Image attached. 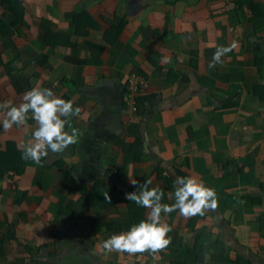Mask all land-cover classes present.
<instances>
[{
    "label": "crops",
    "instance_id": "obj_1",
    "mask_svg": "<svg viewBox=\"0 0 264 264\" xmlns=\"http://www.w3.org/2000/svg\"><path fill=\"white\" fill-rule=\"evenodd\" d=\"M14 1L17 17L0 0V103L51 88L81 109L82 135L0 175V264H264V0ZM134 78L146 89L130 114ZM27 124H0V154L22 151ZM177 177L213 188L217 208L162 215L172 239L156 256L102 248L129 222L130 179L151 178L171 204Z\"/></svg>",
    "mask_w": 264,
    "mask_h": 264
},
{
    "label": "clouds",
    "instance_id": "obj_2",
    "mask_svg": "<svg viewBox=\"0 0 264 264\" xmlns=\"http://www.w3.org/2000/svg\"><path fill=\"white\" fill-rule=\"evenodd\" d=\"M237 47L233 42L230 46H217L213 54L210 68L222 63V57ZM0 109H6L5 117L0 120L2 128L8 131L13 126L28 128L27 121L31 118L35 128L31 137L22 144V159L40 164L49 155L64 153L67 148L76 144L82 133L72 126L71 118L79 116L81 109L74 107L73 101L58 96L51 88L35 86L26 91L19 105L11 101L0 103ZM139 190L126 193L125 198L136 205L148 209L146 218L130 226L127 231L111 234L102 242L107 252L121 253L150 252L156 256L166 250L171 243V227L164 222L162 215L178 211L185 218L204 215L205 210L217 208V194L213 188L206 187L196 177H177L175 180L174 202L163 203L164 192L159 186L150 187L153 181L148 179L142 184L130 179ZM105 199L110 200L108 194ZM207 262L210 257L204 254Z\"/></svg>",
    "mask_w": 264,
    "mask_h": 264
},
{
    "label": "trees",
    "instance_id": "obj_3",
    "mask_svg": "<svg viewBox=\"0 0 264 264\" xmlns=\"http://www.w3.org/2000/svg\"><path fill=\"white\" fill-rule=\"evenodd\" d=\"M5 3L8 5V11H10L11 14H14V16H18V14L20 13V10H23V6H21L19 3H17L14 0H4ZM83 19V15H80L79 17L75 18V24L77 27V34L79 37H81V34H83L85 32V29H81V21ZM49 41V39H48ZM49 43V42H48ZM135 107H136V114L140 113V111L142 110L143 106H141V102L140 101H136L135 102ZM13 150V151H12ZM29 161H25L24 159H22V151H19L17 149H15L14 147L10 150H8L5 153H1L0 154V175H6V174H10V173H17V174H23L27 165H28ZM148 178H145L143 180V182L147 181ZM142 182V183H143ZM171 182V180H168V183ZM141 183V184H142ZM168 183H166L164 181V187L163 188H168ZM173 183V182H172ZM162 189V188H161ZM138 191L139 190V186L136 187H132L131 192L134 191ZM125 194H122V196H120L118 199L120 201H123L127 204L128 206V210H129V222L126 223H122L120 226L118 224H113V225H109L108 228L111 229V233H120L122 231H127L130 229V226L136 223H139L141 220L145 219V208L140 207L138 205H136L134 202L128 201L125 198ZM163 203H167V199H163L162 201Z\"/></svg>",
    "mask_w": 264,
    "mask_h": 264
},
{
    "label": "built area",
    "instance_id": "obj_4",
    "mask_svg": "<svg viewBox=\"0 0 264 264\" xmlns=\"http://www.w3.org/2000/svg\"><path fill=\"white\" fill-rule=\"evenodd\" d=\"M130 83V91H129V95H128V100H127V105H128V113L132 114L136 111V107L132 101V96L137 94L139 91H141L142 93L145 91L146 87H145V83L134 78V79H131L129 81Z\"/></svg>",
    "mask_w": 264,
    "mask_h": 264
}]
</instances>
